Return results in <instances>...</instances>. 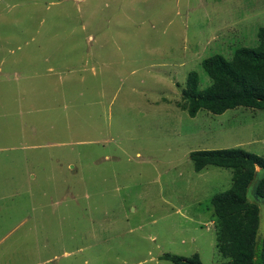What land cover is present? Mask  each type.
Wrapping results in <instances>:
<instances>
[{
    "label": "rangeland",
    "instance_id": "374dc122",
    "mask_svg": "<svg viewBox=\"0 0 264 264\" xmlns=\"http://www.w3.org/2000/svg\"><path fill=\"white\" fill-rule=\"evenodd\" d=\"M261 26L264 0H0V264L227 261L208 206L232 170L189 153L264 157V110L191 117L181 90Z\"/></svg>",
    "mask_w": 264,
    "mask_h": 264
},
{
    "label": "trees",
    "instance_id": "16d2710c",
    "mask_svg": "<svg viewBox=\"0 0 264 264\" xmlns=\"http://www.w3.org/2000/svg\"><path fill=\"white\" fill-rule=\"evenodd\" d=\"M257 44L241 46L232 57L213 54L201 61L210 83L199 87L200 76L191 70L182 88L181 108L194 117L200 109L221 114L247 107L264 110V26L258 28ZM193 169L207 165L232 170L231 185L210 198L216 229V249L227 261L222 264H264V157L239 147L196 150L189 153ZM259 168V170H257ZM174 264H203L197 253L189 257L165 253Z\"/></svg>",
    "mask_w": 264,
    "mask_h": 264
}]
</instances>
